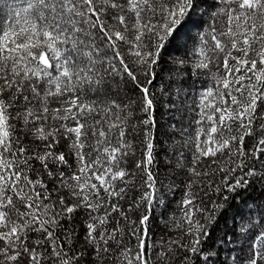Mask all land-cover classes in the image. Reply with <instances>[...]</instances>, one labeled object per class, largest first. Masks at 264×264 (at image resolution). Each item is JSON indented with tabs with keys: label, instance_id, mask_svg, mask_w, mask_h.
I'll list each match as a JSON object with an SVG mask.
<instances>
[{
	"label": "trees",
	"instance_id": "1",
	"mask_svg": "<svg viewBox=\"0 0 264 264\" xmlns=\"http://www.w3.org/2000/svg\"><path fill=\"white\" fill-rule=\"evenodd\" d=\"M0 264H264V0H0Z\"/></svg>",
	"mask_w": 264,
	"mask_h": 264
},
{
	"label": "water",
	"instance_id": "2",
	"mask_svg": "<svg viewBox=\"0 0 264 264\" xmlns=\"http://www.w3.org/2000/svg\"><path fill=\"white\" fill-rule=\"evenodd\" d=\"M40 62L43 63V64H46V63H47V59H46V57H45V56H42V57L40 58Z\"/></svg>",
	"mask_w": 264,
	"mask_h": 264
}]
</instances>
